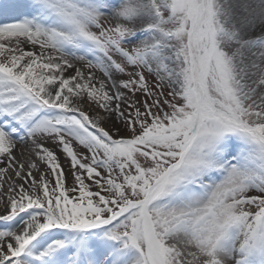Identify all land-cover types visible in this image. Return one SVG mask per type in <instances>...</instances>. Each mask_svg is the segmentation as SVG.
I'll use <instances>...</instances> for the list:
<instances>
[{
	"label": "snow or ice",
	"instance_id": "1",
	"mask_svg": "<svg viewBox=\"0 0 264 264\" xmlns=\"http://www.w3.org/2000/svg\"><path fill=\"white\" fill-rule=\"evenodd\" d=\"M0 264H264V0L0 2Z\"/></svg>",
	"mask_w": 264,
	"mask_h": 264
},
{
	"label": "rangeland",
	"instance_id": "2",
	"mask_svg": "<svg viewBox=\"0 0 264 264\" xmlns=\"http://www.w3.org/2000/svg\"><path fill=\"white\" fill-rule=\"evenodd\" d=\"M0 2H2V1L0 0Z\"/></svg>",
	"mask_w": 264,
	"mask_h": 264
}]
</instances>
